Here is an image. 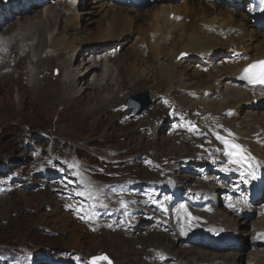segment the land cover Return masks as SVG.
<instances>
[{
	"label": "bare ground",
	"instance_id": "bare-ground-1",
	"mask_svg": "<svg viewBox=\"0 0 264 264\" xmlns=\"http://www.w3.org/2000/svg\"><path fill=\"white\" fill-rule=\"evenodd\" d=\"M151 1L121 0L124 6L114 7L102 0H71L61 10L50 7V15L33 14L18 0H0V90H21L37 97L26 102L33 118L0 119L5 120L0 123V142L5 139L6 146H0V158L36 160L43 134L55 129L50 134L51 164L40 169L43 186L48 187L45 195L65 208L75 202L92 204L90 216L76 211L75 217L97 236L120 234L124 249L114 250L116 264H156L166 259L170 262L163 264H243L240 251L246 248L253 249L247 264H264V207L255 210L244 207L242 200L234 202L239 188L264 187V112L254 113L264 105V90L235 80L240 68L264 58V32L257 31L242 12L231 13L210 0H182L177 7L160 6L158 13L133 9ZM79 8L85 11L78 13ZM135 29L144 49L108 51ZM221 48L231 54L215 63ZM100 55L108 59L96 60ZM119 59L121 64L114 65ZM196 62L203 67L191 78L185 69ZM151 79L158 92L165 91L159 96L165 110L157 105L141 118L128 119L121 105L123 90ZM79 85L96 98L87 109L78 106L84 91L72 99ZM174 91L183 93L180 100ZM194 105L203 106L196 133L189 130L196 116L190 108ZM172 106L175 113L167 114ZM242 114L248 119L241 121ZM78 116L89 122V137L71 132L70 118ZM159 122L170 123L167 136L160 135ZM174 126L180 129L175 131ZM217 135L222 139L217 140ZM207 136L212 137L213 147L207 146ZM224 140L239 144L241 154L226 155ZM28 141L34 144L28 146ZM72 153L81 175L70 167ZM197 161L215 162L229 187L190 189L197 172L182 171H190L184 166ZM56 166L64 170L63 178L56 174ZM119 187L127 195L114 194L110 203L108 193ZM187 191L200 195L198 200L165 210L170 196L181 200L179 195ZM223 195L225 201L219 199ZM116 199L119 204H114ZM191 236L212 242L215 251L185 254L177 249L178 241ZM147 242L155 247L147 249ZM24 247L18 256L12 255L16 247H4L11 256L0 264H16ZM229 247L235 251L223 253Z\"/></svg>",
	"mask_w": 264,
	"mask_h": 264
},
{
	"label": "rangeland",
	"instance_id": "rangeland-1",
	"mask_svg": "<svg viewBox=\"0 0 264 264\" xmlns=\"http://www.w3.org/2000/svg\"><path fill=\"white\" fill-rule=\"evenodd\" d=\"M93 1L94 0H91V2ZM102 1L106 4L113 5L114 7L124 6L122 5L123 3L118 2L117 0ZM181 1L182 0H177L176 2L161 1L157 3H150L149 5L144 4L139 7V9H133L143 13L148 12V10H152L154 13H158L160 10V6L163 5L166 7H177L181 3ZM18 2L28 5L33 14L46 11V13L52 15L53 13L49 10L50 7H55L56 10H61V7L65 3L70 4L71 0H49L47 3L44 2V0H18ZM218 5L220 6V8L224 7L225 10L231 13L242 12V10L233 8V6H231L229 2L225 0H219ZM82 11H85V9L79 8L77 10L78 13ZM38 15L42 17L41 14ZM152 17L153 16H150L149 19H151ZM169 17L171 18L172 14H170ZM92 20L96 21L98 19L93 18ZM137 24H139V22H137ZM256 30L262 32L258 29ZM50 33H47V38ZM141 43V35L139 34V31L135 29L134 31L126 34L120 42L113 45V48H110L108 51L116 52L119 54L125 53L130 48L140 51L144 49ZM104 54L105 53H103L102 55ZM229 54H231L229 50H224V48H221L219 53L220 56L215 58L213 61H215V63H220V61L228 59ZM102 55L97 56L96 60L103 61L108 59H103ZM121 62V59H119V61L114 62V65L118 66L119 64H121ZM200 67L203 66L196 62L193 66H189V68L185 70L187 71L189 77L195 78L201 72ZM148 71H150L151 73V67L148 68ZM187 79L189 78L187 77ZM86 88L87 87L85 85H79L76 88L77 92L73 93L72 97V99L77 98L78 93L84 91V97L82 101L78 103V106L83 109L89 108L96 102V98H91L92 93L89 92V90H85ZM142 91H149L152 104L150 105V107H148V109L141 113V115L130 118L127 114V108L124 104L125 99L128 97H132L136 93ZM174 92L177 99L180 100L179 96L181 97L183 93H180L179 91ZM68 93H70V91H68ZM122 93L123 96L121 98V105L128 119L141 118L147 113L153 111L157 105L160 106V109L165 110L164 104H159V96L165 93V91L161 93L158 92L154 87V82H152V79L147 84L131 85L123 90ZM60 96L61 94L52 95V97L55 98H58ZM29 99L37 100V97L21 90H0V119H11L19 115V122H24L26 118H33V113H31L26 105V102L30 101ZM189 99L192 100L191 97H189ZM190 108L194 109V111L192 112H196V116L189 123V128L192 127V125H195V129L192 132L196 133L199 128L198 124L203 121V106L194 105ZM175 111L176 106H172L168 107L165 112L167 114H173L175 113ZM263 112L264 106L259 107L254 111V113L256 114H260ZM246 117L247 116L245 114H242L240 120L245 121L246 119H248ZM0 123H5V120H0ZM174 123L175 126H178V119H174ZM69 125L71 126V132L83 137H89V122L86 118L80 116L71 117ZM175 126L173 127V130L176 131L180 129ZM46 129H51L50 123L46 124ZM157 129L161 131L160 135L167 136V134L165 133L171 130L170 123L159 122L157 124ZM49 132L52 135V132L55 133L56 131L55 129H51V131ZM50 134L46 132L43 134V142L39 144L41 151H38L35 154L36 160L28 157H17L12 160L0 158V204L3 203V205L0 206V261L4 260L5 256H11V253L9 251L3 250L4 247H16L17 249L14 250L12 255L18 256L19 248L25 246L22 251L23 256L18 258V262L16 264H91L89 262V259L93 256L100 255L101 252L106 255V257L112 262V264H116V258L113 254L114 250L124 249L118 241L120 234L116 237H111L110 235L97 236L96 233L85 227V223L78 222L75 217L76 211H81L90 216L89 210L93 207L92 204L86 203L84 201L82 203L75 202V204H70L68 208H65L62 205H56L51 196L45 195L48 187L43 186L44 180L40 175V169L42 165L51 164L52 157H50L51 151L49 150V147L52 142V138L50 137ZM201 137H205V135L201 133ZM208 138L209 140H207V146L213 147L212 137ZM4 142L5 139L0 142L1 147H6L4 145ZM33 144L34 142L32 141H28L27 143L28 146H32ZM1 154L2 153H0V155ZM161 157L162 154L158 153L157 158ZM90 163L92 165L98 164L95 161H90ZM215 164V162L213 163L211 161H207L205 163L197 161L184 166V168L190 171H182L183 173L196 174L197 172L194 179L192 180L194 182L190 185V189L195 188L200 190L202 188H205L206 185L221 188L229 187L228 181L224 180L225 177L221 176L222 172H219L218 169H216ZM70 167L77 175H81V171L77 169L76 158L73 153L70 157ZM207 168H212V171H207ZM115 170H117V168ZM95 171L100 172L101 169H95ZM55 172L56 174H58V176L60 175L61 178L65 176L64 170H62L59 166H56ZM86 178L89 180L87 176ZM117 193L123 194L124 197L127 195L126 192L120 190V187L119 189H113L111 193H108L111 197L110 203L113 202V195ZM42 196H46L48 200L42 201ZM179 196L183 202L181 200H177V197H174V195L168 198L169 200H167L166 204L169 206L167 207L165 205L164 207L166 211L174 210L172 208H174L175 206L177 207L180 202L189 203V201L191 202L192 199H194L193 201L196 202L200 195L195 196L193 194H189L187 191L185 194L182 193ZM186 197H188L190 200L185 199ZM219 199L225 201L226 197L225 195H223V197ZM114 204H119L117 199L114 201ZM166 218L168 217L165 216V219ZM172 235L173 234H171L170 236ZM99 239L103 240L99 241ZM178 243L177 249H182L183 251H185V254L197 251H215L212 242L209 243L201 241L200 239L194 238L193 236H191L189 240H180L178 241ZM145 246L147 247V249L155 247L150 242H147V245ZM241 249L242 248H238V250ZM252 250L253 249L250 250L249 248H246L243 251H240V254H242L243 264H247L246 257ZM257 250L262 249L257 248ZM232 251L235 250H232L229 247L225 248L223 250V253L229 254L233 253ZM185 254H183V256ZM168 262L170 261L166 259L163 262L157 261L156 264H163Z\"/></svg>",
	"mask_w": 264,
	"mask_h": 264
},
{
	"label": "water",
	"instance_id": "water-1",
	"mask_svg": "<svg viewBox=\"0 0 264 264\" xmlns=\"http://www.w3.org/2000/svg\"><path fill=\"white\" fill-rule=\"evenodd\" d=\"M151 104L152 100L148 91L138 92L134 96L128 97L125 100V106L128 109V116L130 118L139 116L143 111L148 109ZM89 262L91 264H112V262L103 253L98 256L91 257Z\"/></svg>",
	"mask_w": 264,
	"mask_h": 264
},
{
	"label": "snow or ice",
	"instance_id": "snow-or-ice-1",
	"mask_svg": "<svg viewBox=\"0 0 264 264\" xmlns=\"http://www.w3.org/2000/svg\"><path fill=\"white\" fill-rule=\"evenodd\" d=\"M261 64H264V62H260ZM256 65H249L247 68L243 69L241 76L239 79L246 80L249 84L256 85H264V68H262L259 73L255 71ZM174 114V113H173ZM195 129V125H192V127L189 128L190 131H193ZM229 135H232L229 133ZM217 140H221L222 138L217 135ZM223 143L228 147V151H226V155L232 156V155H240L243 149L239 144H230L227 140H224ZM232 149H235L236 152L233 153ZM235 161H230V163H234ZM90 192V189H86ZM89 198H93L91 194L89 195Z\"/></svg>",
	"mask_w": 264,
	"mask_h": 264
}]
</instances>
